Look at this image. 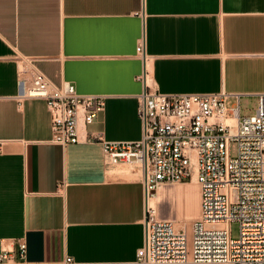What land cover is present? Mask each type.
Instances as JSON below:
<instances>
[{"label":"crops","instance_id":"0c3cea01","mask_svg":"<svg viewBox=\"0 0 264 264\" xmlns=\"http://www.w3.org/2000/svg\"><path fill=\"white\" fill-rule=\"evenodd\" d=\"M22 59L54 86L107 96L80 142L53 141L45 99L19 101ZM145 67L162 93L258 99L264 0H0V251L14 250L17 264H139L145 180L133 164L108 166L103 140L141 139ZM181 183L161 186L189 209ZM193 199L199 212L200 189Z\"/></svg>","mask_w":264,"mask_h":264},{"label":"built area","instance_id":"2783aa9c","mask_svg":"<svg viewBox=\"0 0 264 264\" xmlns=\"http://www.w3.org/2000/svg\"><path fill=\"white\" fill-rule=\"evenodd\" d=\"M137 53L147 59L144 42ZM19 85L23 98H43L52 115L53 141L80 142V125L93 123L107 96L80 94L71 82L57 87L22 59ZM138 95L142 137L103 140L108 166L133 164L147 191L145 234L139 264H264V94L254 113L241 115V96L221 92L162 93L148 80ZM87 140H90L87 138ZM3 142L0 140V151ZM200 185V216L190 230L161 217L149 204L162 183ZM239 235H232V224ZM18 252L26 255V243ZM14 250L0 251V264H17ZM67 258L63 264L72 263ZM108 264H128L110 262Z\"/></svg>","mask_w":264,"mask_h":264},{"label":"rangeland","instance_id":"374dc122","mask_svg":"<svg viewBox=\"0 0 264 264\" xmlns=\"http://www.w3.org/2000/svg\"><path fill=\"white\" fill-rule=\"evenodd\" d=\"M257 105H258V100L256 97H254V96H242V98H241V115L244 116V115H250V114L254 113ZM188 182H192V181H188ZM181 184L182 183H168V185L170 187H178ZM197 184H198V182H197ZM198 186H199V184H198ZM175 199H176L175 197L169 196V198L165 201V203H163L161 205V207L157 210H158L159 215L161 217H168V218L175 219L176 226L178 228H186L185 226L181 225L182 222H181L180 216L183 217V215H188V213L190 214V210L187 208L186 204H185V206H183L182 201L179 200V202H180L179 203V202H177L178 199H176V200ZM199 215H200V212L198 213L197 218L199 217ZM195 219H196V217H195ZM195 219L193 218V220H195ZM186 229L190 230L188 228H186ZM232 235L234 238H237L239 235V224L237 222H234L232 224Z\"/></svg>","mask_w":264,"mask_h":264},{"label":"bare ground","instance_id":"6f19581e","mask_svg":"<svg viewBox=\"0 0 264 264\" xmlns=\"http://www.w3.org/2000/svg\"><path fill=\"white\" fill-rule=\"evenodd\" d=\"M187 184H189V188L187 190V194L189 195V202L188 203H189V209L191 210V212H190V214L188 213V215H183V217L180 216V219H181V222H182L181 225L185 226L188 229H190L191 226H192V223L194 221L193 218L194 219H195V217L197 218V215L200 212V211L199 212L196 211V202L193 199V192L196 191L197 189H200V185L198 186V184H197V180H196V177H195V172H194V178H193L192 182H189ZM187 184H185V185H187ZM158 190H159V193H158ZM158 190H157V193H156L157 195L155 194L154 196H151L149 198V204L151 206L155 207L156 209H159L161 207V205L163 203H165V201L169 198V196L175 197L176 199H178L177 202L179 201V195L177 193H172L170 191H166L165 188L163 186H161V185L159 186ZM184 195H186V193H184ZM200 197H201V192H200ZM183 206H185L184 201H183Z\"/></svg>","mask_w":264,"mask_h":264}]
</instances>
